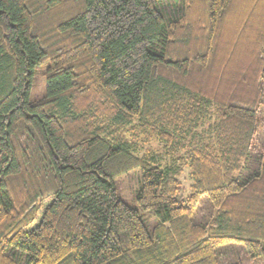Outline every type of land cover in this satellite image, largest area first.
Masks as SVG:
<instances>
[{"label": "trees", "instance_id": "trees-1", "mask_svg": "<svg viewBox=\"0 0 264 264\" xmlns=\"http://www.w3.org/2000/svg\"><path fill=\"white\" fill-rule=\"evenodd\" d=\"M261 106L264 0H0V264L264 257Z\"/></svg>", "mask_w": 264, "mask_h": 264}, {"label": "rangeland", "instance_id": "rangeland-1", "mask_svg": "<svg viewBox=\"0 0 264 264\" xmlns=\"http://www.w3.org/2000/svg\"><path fill=\"white\" fill-rule=\"evenodd\" d=\"M48 61H44L36 65L33 69L32 86L29 93L30 99H39L47 93V78L46 70ZM259 129H258V142L264 144V107L258 112ZM147 146V145H145ZM162 151V150H161ZM141 152V151H140ZM141 169L136 167L129 172L122 173L114 178V182L117 188L118 195L126 201L131 207H135L140 210L142 217L145 220L146 226L150 232L153 231L157 217L152 211L144 210L140 206L136 193L140 187ZM180 190L182 193H187L190 189L191 178L189 175V168L184 166L180 175ZM206 211V208L199 209L198 212L202 214ZM217 258L219 264H264V257L257 256L251 257L247 252L244 244L239 241H231L221 246L217 250Z\"/></svg>", "mask_w": 264, "mask_h": 264}]
</instances>
